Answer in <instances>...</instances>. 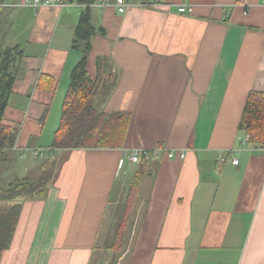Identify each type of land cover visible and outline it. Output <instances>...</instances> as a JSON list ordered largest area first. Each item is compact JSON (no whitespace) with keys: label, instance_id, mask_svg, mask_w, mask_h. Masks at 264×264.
I'll return each mask as SVG.
<instances>
[{"label":"crops","instance_id":"1","mask_svg":"<svg viewBox=\"0 0 264 264\" xmlns=\"http://www.w3.org/2000/svg\"><path fill=\"white\" fill-rule=\"evenodd\" d=\"M62 1L71 5L0 6V45L22 52L4 109L3 123L16 130L5 168L14 178L41 174L64 152L45 197L22 202L0 264H106L112 250L98 242L126 175L139 167L115 264H264V147L238 130L247 94L264 92L262 0H247V13L239 0H125L121 14L115 0H96L108 5L89 9L86 70L95 78L96 56L110 59L116 82L99 103L130 114L123 144L21 155L49 148L58 125L51 117L58 110L60 118L82 55L74 39L84 7ZM156 144L185 156L128 159Z\"/></svg>","mask_w":264,"mask_h":264},{"label":"trees","instance_id":"2","mask_svg":"<svg viewBox=\"0 0 264 264\" xmlns=\"http://www.w3.org/2000/svg\"><path fill=\"white\" fill-rule=\"evenodd\" d=\"M94 0H76L91 3ZM3 0H0L2 3ZM89 6L79 16L74 46L81 41V57L70 72L68 89L63 97L60 119L49 145L52 150L120 148L128 127L130 114L125 111L106 113L99 97L110 94L116 82L112 65L107 56L97 55L96 76L91 78L86 70L87 53L91 49L90 37L94 31L90 23ZM22 52L18 46L0 50V165L8 159L9 150L15 145L16 130L3 123L4 109L15 80L16 65ZM238 130L244 132L250 144L264 147V92L250 91L241 112ZM143 173L136 171L130 182L127 198L122 206L111 249L122 245L131 210ZM51 179L45 172L14 178L7 186L0 184V253L9 247L22 202L44 198ZM1 182V181H0Z\"/></svg>","mask_w":264,"mask_h":264},{"label":"built area","instance_id":"3","mask_svg":"<svg viewBox=\"0 0 264 264\" xmlns=\"http://www.w3.org/2000/svg\"><path fill=\"white\" fill-rule=\"evenodd\" d=\"M240 5L244 6V13H247L250 9V6L247 2V0H239ZM157 1H154L152 5L156 4ZM262 3L264 4V0H262ZM22 4H30L34 7L45 5V4H54L59 7L69 6L71 5L70 2L62 1V0H22ZM5 3H0V6H4ZM83 7L89 6V7H104L108 5V1H96L94 0L91 3H80ZM150 5V4H149ZM115 9L118 13H124L127 9L129 4L125 2V0H115L114 2ZM186 10V7L184 4H181L178 7L179 12H184ZM15 148V145L13 146V149ZM48 149L44 148H19V152L21 155L26 154H33V155H41L44 151H47ZM165 153L167 157L173 158L175 156H178L180 159L184 158L186 149H168L162 144H156L153 147L147 149V148H133L129 151L128 159L130 162H138L142 157L143 158H149L151 155L153 157H158L159 154ZM233 164H237L238 160L236 158H233L231 160Z\"/></svg>","mask_w":264,"mask_h":264},{"label":"rangeland","instance_id":"4","mask_svg":"<svg viewBox=\"0 0 264 264\" xmlns=\"http://www.w3.org/2000/svg\"><path fill=\"white\" fill-rule=\"evenodd\" d=\"M3 48H5V47H2L0 45V50H2ZM56 104H58V102L55 103V106H56ZM55 114H56L55 120H54L55 122L53 121V118L51 117V121H50L51 125L52 124L54 125V123H55V125H57V123H59L57 121V118H59L58 110H57V112ZM63 157H64V152L59 153L53 159L51 158L49 160V162L46 165V169L44 171L45 172V178H47V180L53 179V177L55 176V173H56V171L58 169V166L60 165ZM5 167H6V164L0 165V181H1L0 184L3 185V186H7L8 183H10L14 179V176H12V175L9 176L10 174L8 173V168H5ZM136 171L142 172L141 168L139 167L137 170H132V171L128 172V174L126 175L125 180L123 182V194L121 195V197L119 199V203L115 204L113 206L114 207L113 208V215L115 213L114 218H113V220L109 219L110 215H108V217H109L108 219L109 220L108 219L106 220V224H107V226L109 228H108L107 231H104V232H106L107 235H104L103 237L100 238V240L98 242V246L106 245L109 248L111 247V244H112V242L114 240L115 229H116L117 223L119 222L120 213H121V210H122L121 206H123V204H124V202H125V200L127 198V195H128V192H129L130 182L133 179L134 173ZM3 173H5V175ZM140 185H141V183H140ZM139 188H140V186H139ZM138 191H139V189H138ZM136 196H137V194H136ZM133 207H134V204H133ZM133 207H132V210H133ZM132 210H131V215H132ZM121 247H122V245L117 250H114V249L112 250L110 248L112 250V253H103L102 258H103V260H105L106 264H115L116 263V261L119 259L118 257L120 255Z\"/></svg>","mask_w":264,"mask_h":264}]
</instances>
